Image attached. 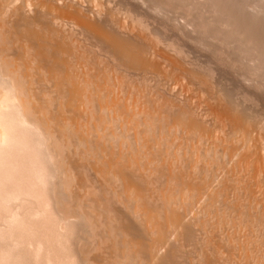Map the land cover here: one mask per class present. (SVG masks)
<instances>
[{"label": "bare ground", "instance_id": "6f19581e", "mask_svg": "<svg viewBox=\"0 0 264 264\" xmlns=\"http://www.w3.org/2000/svg\"><path fill=\"white\" fill-rule=\"evenodd\" d=\"M86 1L0 0V264H264V111L245 107L257 98L228 97L217 66L199 69L139 9ZM124 70L136 87L155 78L152 101Z\"/></svg>", "mask_w": 264, "mask_h": 264}, {"label": "rangeland", "instance_id": "374dc122", "mask_svg": "<svg viewBox=\"0 0 264 264\" xmlns=\"http://www.w3.org/2000/svg\"><path fill=\"white\" fill-rule=\"evenodd\" d=\"M88 1V0H87ZM86 1V2H87ZM112 1V2H111ZM124 1V2H123ZM106 0V1H103L104 3H106V2H108V4H110L109 6H108V8H111L112 7V9L113 8H115V10L117 9L118 11H119V13H120V16L121 17H123L124 16V13H127L128 14V12H129V10L127 9V7H128V5H130L128 8H130V7H132V9L130 8V10H131V12L133 11L134 12V10L136 11H138V9H139V11L138 12H140V13H138V14H145V16H144V14H143V16L144 17H141V18H143V21L145 20V23H147L146 22V19H147V21H148V23L147 24H149V22H150V24H149V27H150V29L152 30L153 28H151V26L152 27H154V26H156V27H154V29L153 30H155V34L157 35L158 34V36L160 37V34L162 35L161 37H163V39H165L167 36V38H169L170 40H172V38L173 37H175L176 38V40H178L179 42V44H182V42H183V44H185V45H182L185 49H187L188 50V53H189V55H191L190 54V52H192V56L194 55V57H191V56H189L188 55V58L190 57V60H192L191 62H193L194 61V63H196L197 61H198V63L196 64V65H198V67H199V64L200 65H206V66H201L204 70H208V68L209 69H211L212 68V70L214 69L213 67H211L210 65H215V68H216V66L218 67V68H216V69H220V70H213V74L214 73H216L217 74V72H220V74H217V78H219V83H220V85L221 86H223L224 85V87H220V85H219V87L217 88V90L219 89V88H221V90H225L224 88L226 87L227 89V91L225 92L226 94L230 91L231 93H232V95H233V93H234V97L236 96V94L237 93H239L240 92V90H242V89H240L239 90V88L241 87H244L245 86V88H249V90L251 91L250 93H252L251 95V97H253V98H255V100H256V98H257V100L256 101H258V103L256 102H254V103H246V105H245V107H250V109L248 108V111H251L252 112V109L254 110V109H256V110H254V113L256 112V113H259V112H261L262 110L264 111V71L262 72V70H264V64H262V62L264 61V22H263V20H264V18H262V17H264V0H262V1H259V0H198V2H197V0H187V2H186V0H182V1H180V0H144V3H143V0ZM154 1V2H153ZM162 1H163V3H162ZM165 1V2H164ZM168 1V2H167ZM194 1V2H193ZM203 1V2H202ZM224 1H225V3H224ZM247 1V2H246ZM256 1V2H255ZM127 2H129V3H127ZM132 2V3H131ZM142 4H141V3ZM157 2V3H156ZM193 2V3H192ZM202 2V3H201ZM212 2V3H211ZM263 2V3H262ZM85 3V2H84ZM120 3V4H119ZM138 3V4H137ZM156 3V4H155ZM161 3V4H160ZM171 3V4H170ZM183 3H184V5H185V7H184V5H183ZM186 3V4H185ZM189 3V4H188ZM197 3V4H196ZM199 3V4H198ZM206 5H205V4ZM259 3V4H258ZM113 4V5H112ZM123 4V5H122ZM127 5V7L125 8V6ZM148 4V5H147ZM158 4V5H157ZM163 4V5H162ZM179 4V5H178ZM182 4V5H181ZM193 4V5H192ZM202 4L204 5V7L202 6ZM217 4V5H216ZM219 4V5H218ZM225 4V5H224ZM235 4V5H234ZM254 4V5H253ZM257 4V5H256ZM106 5H107V3H106ZM143 5V6H142ZM148 6V8L146 7V6ZM150 5V6H149ZM152 5V6H151ZM165 5H167V6H165ZM174 5H175V7H174ZM197 5H200V7H198ZM215 5V6H214ZM222 5V6H221ZM115 6V7H114ZM117 6L118 7H120V6H122V8L120 9V10H123L124 8L126 9V11H128V12H124V11H120L119 10V8H117ZM138 6V7H137ZM161 6V7H160ZM163 6V7H162ZM164 6H165V8H164ZM173 6V7H172ZM207 6V7H206ZM212 8H211V7ZM243 6H244V8L247 10H245L244 8H243ZM249 6V7H248ZM256 6H258L257 8H256ZM134 7L136 8V9H134ZM146 7V8H145ZM150 7V8H149ZM154 7V8H153ZM169 7V8H168ZM188 7V8H187ZM194 7V8H193ZM196 7V8H195ZM202 7V8H201ZM221 7V9H219ZM228 7V8H227ZM141 8V9H140ZM144 8H145V12H144ZM156 8V9H155ZM199 8V9H198ZM205 8V9H204ZM222 8H224V10L222 9ZM230 8V9H229ZM240 8H241V11H240ZM247 8H252V9H247ZM260 8V9H259ZM124 9V10H125ZM134 9V10H133ZM152 9V10H151ZM159 9V11H157ZM163 10V11H160V10ZM166 11H165V10ZM171 9H173V11L170 10ZM187 9H188V11H187ZM192 9H193V11H192ZM205 10V11H203V10ZM209 11H208V10ZM218 9V10H217ZM228 11H227V10ZM239 9V10H238ZM261 9H263V11H261ZM154 10V11H153ZM176 10H178L177 12H175ZM190 10V11H189ZM197 10H199V11H197ZM226 10V11H225ZM136 11V12H137ZM195 11H196V13H195ZM204 14H202L201 12ZM211 11V12H210ZM222 11H224V12H222ZM246 11V12H245ZM153 12H155V13H153ZM172 12V13H171ZM175 12V13H174ZM181 12V13H180ZM187 12V13H186ZM213 12V13H212ZM219 12V13H218ZM228 12V13H227ZM233 12V13H232ZM235 12V13H234ZM239 12H240V14H239ZM249 12V13H248ZM254 12V13H253ZM261 12V13H260ZM135 13V12H134ZM133 13V14H134ZM161 13V14H160ZM162 13H163V15L164 16H162ZM167 13V14H166ZM194 13V14H193ZM212 13V14H211ZM223 13H224V15H223ZM256 13H257V15H256ZM132 14V17L134 18V15ZM137 14V13H136ZM147 14V15H146ZM150 14V15H149ZM171 14V15H170ZM173 14V15H172ZM175 14V15H174ZM180 14V15H179ZM182 14V15H181ZM186 14V15H185ZM219 14V15H218ZM231 14H232V16H231ZM234 14H236V15H234ZM249 14V15H248ZM251 14H252V16H251ZM259 14V15H258ZM131 15V14H130ZM129 15V16H130ZM179 15V16H178ZM207 15V16H206ZM210 15V16H209ZM230 15V16H229ZM248 15V16H247ZM254 15H255V17H254ZM261 15V16H260ZM126 16V18H127V15H125ZM125 16L123 17V18H125ZM147 16V17H146ZM165 16H166V18H165ZM176 16H178V17H180L179 18V21H178V17H176ZM186 16H187V18H186ZM199 16V17H198ZM202 16V17H201ZM203 16H204V18L206 17V18H209V19H204L203 18ZM218 16H219V18H218ZM238 16H239V18H238ZM242 16V17H241ZM136 18L137 17H139L138 15H136L135 16ZM222 17V18H221ZM232 18V20H231V18ZM235 17V19H233ZM240 17H241V20H239L240 19ZM244 17V18H243ZM248 17V18H247ZM256 17H259V18H256ZM129 18V17H128ZM132 18V19H133ZM136 18H134L133 20H135ZM140 18V19H141ZM146 18V19H145ZM165 18V19H164ZM169 18V19H168ZM183 18V20H180V19H182ZM251 18V19H250ZM253 18V19H252ZM139 21H140V19L139 18H137ZM162 19V20H161ZM164 19V20H163ZM167 19V20H166ZM189 19H190V22H191V24H188V21H189ZM195 19V20H194ZM200 19H201V21H203V22H201L200 21ZM224 19V20H223ZM230 19V20H229ZM246 19V20H245ZM260 19V20H259ZM127 20V19H126ZM131 20V17H130V19L128 20L129 22H131L130 24H134L135 22H133V20L132 21H130ZM151 20V21H150ZM156 20V21H155ZM166 20V21H165ZM174 20H175V22H174ZM218 20V21H217ZM234 20H235V22H234ZM238 20V21H237ZM251 20V21H250ZM137 21V20H136ZM139 21H137V23H138V25L136 24V25H133V26H136V29L138 30L139 29V26H140V24H139ZM142 21V20H141ZM159 21H161V23L159 22ZM170 21V22H169ZM180 21H182L181 23H180ZM199 21V22H198ZM205 21H206V23H205ZM209 21V22H208ZM212 21V22H211ZM216 21V22H215ZM222 23H221V22ZM232 21V22H231ZM243 21V22H242ZM246 21V22H245ZM249 21V22H248ZM261 23H260V22ZM129 22H128V25H129ZM153 22H155L154 24H153ZM184 22V23H183ZM194 22V23H193ZM213 22H214V24H215V26H214V24H213ZM238 22H239V24H238ZM258 22V23H257ZM144 23V24H145ZM168 23H170V24H168ZM175 23H178V25L177 24H175ZM185 23H186V25H185ZM205 23V24H204ZM211 23V24H210ZM218 23V24H217ZM224 23V24H223ZM227 23V24H226ZM229 23V24H228ZM247 25H246V24ZM127 24V23H126ZM147 24H145V25H147ZM152 24V25H151ZM160 24V25H159ZM175 24V25H174ZM209 24V25H208ZM238 24V25H237ZM242 24H243V26H242ZM245 24V25H244ZM254 25V26H252V25ZM158 25V26H157ZM172 25H174L173 27H175V28H172ZM181 25V26H180ZM199 25V26H198ZM204 25H205V27H204ZM212 25V26H211ZM217 25V26H216ZM221 25V26H220ZM232 25V26H231ZM263 25V26H262ZM166 26V27H165ZM169 26V27H168ZM171 26V27H170ZM179 26V27H178ZM184 26V27H183ZM187 26H188V28H190L191 30H192V33L190 32V29L188 30L187 29ZM193 26V27H192ZM196 26V27H195ZM207 26V27H206ZM214 26V27H213ZM220 26V27H219ZM230 26V27H229ZM235 26V27H234ZM242 26V27H241ZM251 26V27H250ZM138 27V28H137ZM147 27H148V25H147ZM146 27V28H147ZM149 27H148V29L147 30H149ZM165 27V28H164ZM168 27V28H167ZM201 27V28H200ZM204 27V28H203ZM215 27H217V29H215ZM227 27V28H226ZM231 27H233V29L235 30L236 29V27H238L236 30H235V32H234V30H231L232 28ZM254 27H255V29H254ZM260 27V28H259ZM155 28H157V29H155ZM159 28V29H158ZM163 28V29H162ZM167 28V29H166ZM178 28V29H177ZM184 28H185V30H184ZM196 28V29H195ZM208 28V30H206ZM211 28H212V30H211ZM240 28V29H239ZM245 28H249V29H245ZM259 28V29H258ZM144 29V28H143ZM182 29V30H181ZM195 29V30H194ZM210 29V30H209ZM217 31H219L220 29H221V33H223L222 35H221V33L220 32H216L215 30ZM225 29H227V31H225ZM242 29H243V32H242ZM245 29V30H244ZM253 29V30H252ZM147 30H146V32H145V29H144V32L145 33H142V34H145V35H147L146 33H149L150 31H148L147 32ZM159 30V31H158ZM167 30H168V32H167ZM176 32H175V31ZM179 30V32H177ZM187 30V31H186ZM197 30H199V31H197ZM203 30H206L205 31V33H204V31ZM231 30V31H230ZM239 32H238V31ZM252 30V31H251ZM254 30H255V32H254ZM139 31V30H138ZM140 31H141V29H140ZM164 31H166V32H164ZM189 31V32H188ZM196 31V32H195ZM253 32L252 34L251 33H247V32ZM142 32H143V30H142ZM159 32V33H158ZM172 32V35H173V37H171L170 38V36H172L170 33ZM203 32V33H202ZM216 32V33H215ZM234 32V33H233ZM237 32V33H236ZM247 34H246V33ZM256 32H257V35H256ZM153 32H151V34H152ZM167 35H165V34ZM178 33H180V34H178ZM183 33V34H182ZM190 33V34H189ZM207 33L208 34H210V33H213V34H210V36L208 37V35H207ZM225 33H227V35L225 34ZM233 33V34H232ZM243 33H245L244 35H243ZM259 33V34H258ZM263 33V34H262ZM175 34V35H174ZM182 34V35H181ZM188 34V35H187ZM191 34L192 35H194V36H191ZM196 34V35H195ZM204 34V35H203ZM239 34V35H238ZM250 34L251 35H253V36H250ZM149 35V34H148ZM156 35H154V33H153V36H156ZM203 35V36H202ZM207 35V36H206ZM213 35H214V37H213ZM218 35H219V37H218ZM224 35H226V36H224ZM230 35V36H229ZM233 35V36H232ZM246 35V36H245ZM255 35H256V37H255ZM260 35V36H259ZM228 36V37H227ZM247 36H249V38L250 39H248V37ZM177 37H178V39H177ZM180 37V38H179ZM181 37H183V38H181ZM185 37V38H184ZM188 37V38H187ZM218 37V38H217ZM224 37V38H223ZM232 37V38H231ZM241 37V38H240ZM245 38V39H243V38ZM253 37H255V38H253ZM258 37V38H257ZM261 37V38H260ZM83 38V37H82ZM166 38V39H167ZM175 38H174V40H175ZM186 38L188 39V40H186ZM192 38H194L193 40H192ZM214 38V39H213ZM228 38V39H227ZM230 38H231V40H230ZM236 38V39H235ZM262 38H263V40H262ZM79 39V38H78ZM90 39V38H89ZM216 40L215 42L213 41V40ZM218 39H219V41H218ZM225 39L227 40V42L225 41ZM234 39V40H233ZM246 39H247V41H246ZM261 39V40H260ZM69 40V39H68ZM68 40H66V42L68 41ZM80 40L81 39H79V42H80ZM88 40V39H87ZM87 40L85 39H83L82 40V42H83V44L84 43H87ZM91 40V39H90ZM184 40V41H183ZM201 41V43H200V41ZM233 40V41H232ZM236 40H237V42H236ZM254 40V41H253ZM191 41V42H190ZM192 41H194V42H192ZM199 41V43H197ZM232 41V42H231ZM252 41V42H251ZM255 41H257L258 43H259V45H258V43L257 42H255ZM259 41H261V42H259ZM90 42H92V44L91 45H95V41L94 40H92V41H90ZM93 42H94V44H93ZM177 42V41H176ZM181 42V43H180ZM188 42V43H187ZM196 42V43H195ZM221 42H223V43H221ZM224 42H226V43H224ZM231 42V43H230ZM241 42V43H240ZM251 42V43H250ZM69 43V42H68ZM88 43H89V40H88ZM87 43V44H88ZM192 43H193V45H192ZM235 43V44H234ZM248 44V45H246V44ZM253 43V44H252ZM254 43H255V45H254ZM257 43V44H256ZM71 44V43H70ZM90 44H88L91 48L90 49H88L89 47H88V45H87V52L89 53V50L90 51H92L93 49L92 48H96L97 46H91ZM188 44V45H187ZM191 44V45H190ZM207 44V45H206ZM210 46H209V45ZM218 44V45H217ZM233 44V45H232ZM261 44H263V45H261ZM202 45V46H201ZM228 45V46H227ZM232 45V46H231ZM252 45V46H251ZM257 45V46H256ZM260 45H261V48H259L260 47ZM85 48H86V46H85V44L83 45ZM197 47V49H196V47ZM208 46V47H207ZM229 46H231V47H229ZM233 46H235V49L233 48ZM238 46V47H237ZM241 46V47H240ZM243 46V47H242ZM253 46H255V47H253ZM259 46V47H258ZM193 47V48H192ZM201 47V48H200ZM203 47V48H202ZM213 47V48H212ZM215 47V48H214ZM251 47H253V48H251ZM85 48H79L80 50L82 49H85ZM95 48H94V50H95ZM98 48V47H97ZM96 48V50H98ZM209 48H212L211 50L209 49ZM230 48H232L231 50H228V49H230ZM243 49V50H245L246 51V53L243 51V50H239V49ZM254 48H256V49H258V51L259 52H257V50L255 49L254 50ZM79 49H77V53H81L80 54V56L83 54V53H85V52H83V51H80ZM190 49H192V51L190 50ZM224 49V50H223ZM260 49L262 50V51H260ZM209 50H210V53H212V54H210L209 53ZM216 50V51H215ZM236 50L238 51V52H236ZM253 50V51H252ZM197 51V52H196ZM208 51V52H207ZM224 51V52H223ZM249 51V52H248ZM252 51V52H251ZM86 52V53H87ZM94 52V51H93ZM92 52V53H93ZM97 52H99V54L97 53ZM104 52V51H103ZM196 52V53H195ZM219 54H218V53ZM255 52H257V53H255ZM263 52V53H262ZM85 53V54H86ZM87 53V54H88ZM91 53V52H90ZM91 53V54H92ZM97 53V54H96ZM96 53H94V55H100V53H101V55L98 57V58H100L99 60H101V57L103 58V55L104 54H102V51L100 52L99 50L98 51H96ZM216 53V54H215ZM222 53V54H221ZM224 53V54H223ZM234 53L238 56H236V55H234ZM260 53H262V55L260 54ZM78 54V55H79ZM86 54V55H87ZM196 54H197V56H198V58H197V56H196ZM198 54H201V55H198ZM233 54V55H232ZM246 54V55H245ZM259 54V55H258ZM204 55V56H203ZM216 55V56H215ZM219 55V56H218ZM224 55V56H223ZM242 55H243V57H242ZM83 56V55H82ZM89 56H93V55H90L89 54ZM213 56V57H212ZM235 56V57H234ZM249 56V57H248ZM251 56V57H250ZM254 56H255V58H254ZM204 57V58H203ZM220 57V58H219ZM222 57V58H221ZM246 57V58H245ZM83 58V57H82ZM81 58V59H82ZM84 58L86 59V57H85V55H84ZM83 58V59H84ZM90 58V57H89ZM93 58V61L96 59L95 57H92ZM97 58V59H98ZM195 58H197L198 60L195 62ZM208 58V59H207ZM214 58V59H213ZM253 58H254V61H253ZM217 59V60H216ZM223 59V60H222ZM232 59V60H231ZM262 59V60H261ZM88 60V62H89V59H87ZM86 60V61H87ZM90 60H92L91 58H90ZM104 60H107V61H105L104 63H106L107 62V64H109V60L108 59H106V57L104 58ZM104 60H101V62H103ZM190 60L188 59L187 61H186V66H187V62H190ZM211 61V62H208V61ZM214 60V61H213ZM221 61V63H220V61ZM249 60V61H248ZM260 60V61H259ZM219 61V62H218ZM226 61V62H225ZM95 62H97V60L95 61ZM95 62H93L92 64H95V66H98L99 64H101L100 63V61H98L99 63H98V65H96L97 63H95ZM190 62V63H191ZM199 62H201V63H199ZM228 62V63H227ZM236 62H238V63H236ZM251 62V63H250ZM255 62H256V64H255ZM261 62V63H260ZM185 63V62H184ZM190 63H188V64H190ZM203 63V64H202ZM236 63V64H235ZM240 63V64H239ZM247 63V64H246ZM264 63V62H263ZM106 64V65H107ZM230 64V65H229ZM253 64V65H252ZM259 64V65H258ZM103 63H102V65H99L102 69L104 68L105 69V71H104V69H103V72H109V70L110 71H112L113 69V67L111 66V63L109 64V65H107V67L109 66V67H112V68H110L109 69V67H108V69H107V67L105 68V66L103 67ZM195 64H193L192 63V65L190 64L189 66H187L188 68L189 67H191V66H194ZM208 65V66H207ZM226 65V66H225ZM237 65V66H236ZM240 65V66H239ZM252 65V66H251ZM254 65H255V69H253L254 68ZM98 66V67H99ZM222 66V67H221ZM230 66V67H229ZM242 66H244V67H242ZM247 66H249V67H247ZM120 67H122V66H120ZM196 67V66H195ZM197 67V68H198ZM201 67H199V69L201 68ZM205 67V68H204ZM208 67V68H207ZM211 67V68H210ZM220 67V68H219ZM226 67V68H225ZM238 67H242V68H238ZM247 67V68H246ZM252 67V68H251ZM261 67V69H260V71L262 72V73H260V71H258V69ZM118 68H119V66H118ZM124 67H122V69H123ZM192 68V67H191ZM196 68V70H197V72L199 71L200 72V74H202L203 73V75L205 74V71L203 70V69H201L202 71H200V70H198ZM244 68L246 69L245 71L246 72H244ZM248 68H250V69H248ZM96 69H98V70H100L99 68H97L96 67ZM102 69H101V72H102ZM106 69H107V71H106ZM112 69V70H111ZM115 69V68H114ZM117 69V68H116ZM226 69V70H225ZM240 69H241V72H240ZM252 69V71H250ZM119 70H121L120 68L117 70V72L119 71ZM243 70V71H242ZM256 70V71H255ZM122 71V70H121ZM125 71V70H124ZM128 72L130 71V70H127ZM132 71V70H131ZM216 71V72H215ZM231 71V72H230ZM94 72H95V69H94ZM97 72V71H96ZM103 72L102 73H100L101 75H103ZM107 72V73H108ZM116 72V71H115ZM128 72H126L125 71V73H126V75L128 74ZM133 73H134V71H132ZM131 72V73H132ZM198 72V73H199ZM202 72V73H201ZM222 72V73H221ZM223 72H225V73H223ZM239 72V73H238ZM243 72H244V74H243ZM247 72L249 73V72H251V76L250 75H248L247 74ZM256 73V75L255 76H253L255 73ZM257 72H259L258 73V75H257ZM106 73V74H107ZM112 73V72H111ZM118 73H121V72H118ZM130 72H129V74L130 75H132V78H133V75L135 74L136 76H135V79L134 80H136V78L138 77V79L137 80H139L140 82L139 83H141L142 82V80H141V78L139 79V77L140 76H137V74L136 73H134V74H131ZM237 73V74H236ZM106 74H104V75H106ZM114 74V73H113ZM122 74H124V72H122ZM122 74H118V76L119 75H121L122 76ZM127 75V77L129 76L130 78H131V76L130 75ZM216 74H214V76L216 75ZM224 74H227V75H224ZM242 74V75H241ZM126 75H123L124 77H125V79L127 78L126 77ZM219 75V76H218ZM223 75H224V77H223ZM247 75V76H246ZM259 75L261 76L262 75V79L259 77ZM120 76V77H121ZM205 76H207V75H205ZM220 76H221V78H220ZM226 76V77H225ZM234 76V77H233ZM258 76V77H257ZM124 77H123V79H124ZM216 77V76H215ZM222 77L224 78V79H222ZM247 77V78H246ZM251 77V78H250ZM131 78V81H130V79H129V84H130V82H132L133 81V79ZM226 78H229V79H226ZM234 80H233V79ZM237 78V79H236ZM241 78V79H240ZM246 80H245V79ZM252 80V82L250 81V79ZM256 78V79H255ZM213 79V78H212ZM254 79V80H253ZM259 79V80H258ZM214 80H216V78H214L213 79V81ZM230 80H232L231 81V83H230ZM237 80H239L238 82H237ZM242 80H244V81H242ZM247 80H248V82H247ZM262 80V81H261ZM143 81H144V83L146 82L144 79H143ZM151 80H149L148 82H150ZM155 81V82H154ZM154 81H151L152 82V84L150 85L148 82V85H150V86H152L153 85V82L154 83H156V80H155V78H154ZM212 81V80H211ZM218 81V80H217ZM217 81H215V82H217ZM222 81V82H221ZM261 81V82H260ZM150 82V83H151ZM210 82V81H209ZM225 82V83H224ZM237 84H236V83ZM246 82L247 83H249V84H246ZM260 84V85H258V83ZM263 82V83H262ZM137 83H138V81H136V82H133L132 84L133 85H131V86H133V90L132 89H130V88H128V87H126V88H128L127 90L125 89V87H124V90L123 91H127V92H129L130 90H132V91H134V93H136L137 94V90H136V88H138V86H139V88L141 87V85L143 84H140V85H138L137 87H136V85H137ZM219 83H217V84H219ZM224 83V84H223ZM262 83V84H261ZM240 84V86L238 87L237 85H239ZM243 84V85H242ZM246 84V85H245ZM256 85V87H255V85ZM38 85V87H43V85L41 84V86H39L40 84H37ZM126 86L127 85V82L126 81H124V84H123V86ZM146 86H148L147 84H145ZM155 85V84H154ZM154 85H153V87H154ZM215 83H213V85L212 86H214L215 87ZM248 85H250V86H248ZM258 85V86H257ZM263 85V88L262 87H260V86H262ZM142 86H144V85H142ZM150 86H148L149 88H150ZM199 86V85H198ZM198 86H195L194 87V89L196 90V91H199V93H198V95H200L201 93H204V92H201L200 91V89H199V87ZM216 86H218V85H216ZM231 86H233V87H231ZM38 87H37V89H38ZM42 87H41V90H42ZM135 87V88H134ZM148 87H141L140 89H142V88H146L147 90L149 89ZM198 87V88H197ZM205 88H206V86H204ZM203 87V88H204ZM213 87V88H214ZM228 87H229V89H228ZM235 87V88H234ZM238 87V88H237ZM201 88V87H200ZM216 88V87H215ZM244 88V89H245ZM247 88V89H248ZM130 89V90H129ZM135 89V90H134ZM145 89V90H146ZM151 89H153V88H151ZM199 89V90H198ZM202 89V88H201ZM252 89V90H251ZM39 90H40V88H39ZM139 90V89H138ZM144 89H142V91H140L139 90V93L141 92V93H143L144 91H143ZM154 90V89H153ZM203 90V89H202ZM214 90V89H213ZM236 90L238 91L237 93H236ZM256 90V91H255ZM125 91V92H126ZM136 91V92H135ZM204 91V90H203ZM215 91V90H214ZM233 91H235V92H233ZM263 91V92H262ZM127 92H126V94L124 93V95L126 96V95H130V94H132L133 95V92L131 93V92H129L128 94H127ZM146 92H148V94H146ZM153 93L154 91H152V90H148V91H145V93L144 94H146L145 95V97L146 98H149L148 97V95H149V93ZM229 92V94H231ZM151 93V94H152ZM258 93V94H257ZM229 94H227V96L229 97ZM256 94V95H255ZM142 95V96H141ZM153 95V97L151 96V98L152 99H154V94H152ZM231 95V96H232ZM131 96V95H130ZM135 95H133V97H134ZM139 95H136V97H138ZM143 94H140V99H141V97H142V99H143ZM150 96V95H149ZM201 96V95H200ZM230 96V97H231ZM258 96V97H257ZM260 96H263L262 98L260 97ZM132 97V99H134ZM145 97H144V99H145ZM233 97V96H232ZM231 97V98H232ZM250 97V98H251ZM260 97V98H259ZM151 98H149L151 101H152V99ZM236 98V97H235ZM136 99V98H135ZM138 99V98H137ZM136 99V100H137ZM143 99V101L145 102V100ZM149 99H147V100H149ZM234 99V98H233ZM259 99H260V103H259ZM147 100H146V102H147ZM150 100L148 101V102H150ZM251 101H252V99H250ZM250 100H248L247 102H249ZM263 100V101H262ZM133 101H135V100H133ZM132 101V102H133ZM142 101V100H141ZM253 102V101H252ZM250 104V106H248ZM252 104H256L255 105V107H254V105H252ZM251 105L254 107H251ZM261 107H260V106ZM257 107H259V110H257ZM261 110V111H260ZM259 111V112H258ZM252 114V113H251ZM261 115V113L260 114H254V116H255V118H256V116H258V118H259V116ZM263 116V114L261 115V117ZM264 117V116H263ZM236 228V227H235ZM236 229H238V228H236ZM235 231V230H234ZM3 243H1V245H2ZM263 244H264V242H263ZM262 244V245H263ZM263 247H264V245H263ZM250 250L251 249H248V251L250 252ZM92 255H94V253L92 254Z\"/></svg>", "mask_w": 264, "mask_h": 264}]
</instances>
